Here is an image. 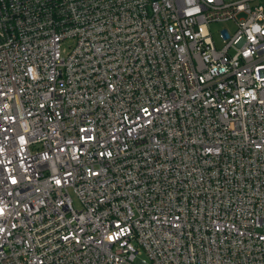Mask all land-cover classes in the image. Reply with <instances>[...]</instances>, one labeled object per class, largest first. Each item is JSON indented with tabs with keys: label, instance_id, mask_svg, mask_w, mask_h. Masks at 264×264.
I'll use <instances>...</instances> for the list:
<instances>
[{
	"label": "built area",
	"instance_id": "obj_1",
	"mask_svg": "<svg viewBox=\"0 0 264 264\" xmlns=\"http://www.w3.org/2000/svg\"><path fill=\"white\" fill-rule=\"evenodd\" d=\"M0 264H264V0H0Z\"/></svg>",
	"mask_w": 264,
	"mask_h": 264
},
{
	"label": "rangeland",
	"instance_id": "obj_2",
	"mask_svg": "<svg viewBox=\"0 0 264 264\" xmlns=\"http://www.w3.org/2000/svg\"><path fill=\"white\" fill-rule=\"evenodd\" d=\"M223 29H228L229 32H232L233 31V25L229 24V23H227V24H213L212 25V32H213L214 39H215V42H216L218 47L222 45V43H221L222 41L220 39V32ZM69 46H71V43H66L65 42V43L62 44V48L63 49L66 48L67 51H70L68 49ZM73 197L75 199V196H73ZM75 204L78 206V202L76 201V199H75Z\"/></svg>",
	"mask_w": 264,
	"mask_h": 264
}]
</instances>
